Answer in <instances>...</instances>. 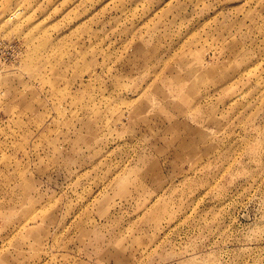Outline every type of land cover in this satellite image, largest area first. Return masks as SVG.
Listing matches in <instances>:
<instances>
[{
  "label": "rangeland",
  "instance_id": "1",
  "mask_svg": "<svg viewBox=\"0 0 264 264\" xmlns=\"http://www.w3.org/2000/svg\"><path fill=\"white\" fill-rule=\"evenodd\" d=\"M0 264H264V0H0Z\"/></svg>",
  "mask_w": 264,
  "mask_h": 264
}]
</instances>
